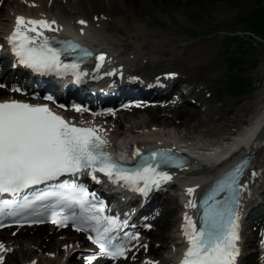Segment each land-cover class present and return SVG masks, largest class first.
<instances>
[{
	"label": "rangeland",
	"instance_id": "rangeland-1",
	"mask_svg": "<svg viewBox=\"0 0 264 264\" xmlns=\"http://www.w3.org/2000/svg\"><path fill=\"white\" fill-rule=\"evenodd\" d=\"M184 1L187 2L186 5L181 0H44L32 10L48 11L51 7L54 12L65 13L67 9L68 16L76 11L95 21L97 26L100 25L98 29L103 41L113 44L117 52L119 51L118 58L121 63L116 65L118 69L136 77H158L167 85H174L171 94L179 99L169 103L165 101L154 103L150 112L144 113L150 125L170 126L178 136H184L188 140L198 138L201 139L200 141H215L229 136L234 130H239L243 126L242 121L249 120L259 107L257 102L260 95H253V92L264 85L262 83L264 44L261 45L253 36L251 45L244 43L238 47L239 40L227 41L225 38L228 32L232 35L237 33L243 35L245 25L243 16L261 5L262 1ZM0 4L2 5L1 33L3 23L12 8L22 5L20 9H27L28 6L25 0H2ZM229 28L232 30H228ZM234 53L241 55L242 63L232 72L249 79L251 84L250 91L236 96H232L226 87L230 73L229 57ZM2 70L3 68H0V73ZM14 72L13 75H6L10 76L9 79L5 76L3 80L13 79V83L22 86L38 78L28 74L16 79L15 74L19 75V71L14 70ZM10 86L0 89L7 92L5 97L12 94L24 95L23 92L19 94L14 91ZM56 89L58 90L53 86L52 90L56 91ZM188 94L191 97H187ZM190 99L195 102H191ZM239 102L242 105L237 104ZM171 103L176 105L167 107ZM250 104L253 106L249 109ZM197 108L202 111L203 121L193 114ZM122 114L124 115L123 112ZM77 117L86 122H95L107 130L112 126L118 127V132L115 131L116 138L130 137L129 133H126L128 124L124 119L122 124L112 119L108 128L109 120L101 119L96 108L86 115L79 114ZM170 186L166 188H169L170 193L175 194L177 184L173 183ZM163 195L157 194L151 199L152 204L156 200L161 201L149 211L151 216H159L152 220L153 226L144 229L145 234L135 253L137 258L134 264L148 260L158 264H169L167 260L171 249H174L171 246L178 241L175 227L179 221V210L176 206L177 202L166 205ZM165 196L167 199L172 198L166 194ZM132 206H137V203ZM247 214V218L242 221L241 264L252 262L264 264V185L256 191L254 203L247 210ZM57 229L60 230L59 236L65 239L62 253L42 248L36 252L28 251L35 246L29 241L30 237L40 241L42 237L54 236ZM17 230L18 228L6 229L0 233L5 243H9L7 252L10 254L6 258V264H37L38 261L41 264H50L51 258L56 259L55 264H68V258L75 252H77L76 259L83 264L100 255L86 235L75 232L72 228L62 230L48 224L29 230L25 234L15 233ZM147 250L155 255H150ZM113 264H129V262L114 261Z\"/></svg>",
	"mask_w": 264,
	"mask_h": 264
},
{
	"label": "snow or ice",
	"instance_id": "snow-or-ice-1",
	"mask_svg": "<svg viewBox=\"0 0 264 264\" xmlns=\"http://www.w3.org/2000/svg\"><path fill=\"white\" fill-rule=\"evenodd\" d=\"M52 24L55 21L17 17L16 27L9 37L12 51L18 63L37 73L65 75L71 71L79 78L80 73L76 71L78 64L63 63L61 60L62 54L76 52L78 46L53 47L48 37L44 36V30H56L51 27ZM80 51L84 55L89 54L86 50ZM99 59L102 61L104 57ZM105 145L106 141L96 135L95 129L70 125L47 105L15 100L0 102V193L15 196L33 186L57 181L66 175L78 177L85 172H89L93 179H96L95 173L100 172L129 186H138L142 181L144 187H137L142 192L171 179L167 172L156 171L159 163L155 167L147 165L129 173L105 151ZM57 187L69 190L68 194L64 191L38 192L24 207L29 208L35 202L44 204L46 210L66 207L71 215L66 212L60 226H64V221L71 220L78 230L96 233L95 243L102 250H107L106 245L115 239L110 233L117 226V221L103 216V207L97 208L88 199L87 189L75 180L61 182ZM192 191L189 189V193ZM51 199L55 200V204L46 203ZM4 204L7 206L9 202L4 201ZM77 207L78 213L74 210ZM237 219L235 211H229L227 216L206 211L204 226L199 230L189 220L185 229L189 248L182 264H235L239 254ZM108 255L117 258L122 252L117 249L108 252Z\"/></svg>",
	"mask_w": 264,
	"mask_h": 264
},
{
	"label": "bare ground",
	"instance_id": "bare-ground-1",
	"mask_svg": "<svg viewBox=\"0 0 264 264\" xmlns=\"http://www.w3.org/2000/svg\"><path fill=\"white\" fill-rule=\"evenodd\" d=\"M25 2L28 6L27 9H20L22 8V5H17V7H13L12 11L3 23V30L0 33V39L5 40L6 45L4 46V48H6L9 44V37L12 35L16 27L17 17L23 16L27 19L46 20L49 22L55 21V24H52L51 27L56 30H44V33H55L64 36H69L83 44L95 45L94 55L88 60L87 63L83 64V66L76 69V71L80 73L78 79L93 83H100V81L103 82L105 80L114 79L117 82L122 79V76L118 72V69L116 67L118 63H121V60L118 58V56H120L119 51L117 52V48H115L113 44L107 41V43L103 41V39L101 38L102 35L100 33V30L98 29L100 25L97 26V23H95V21L84 17L79 13H76V11H74L71 16H68L67 9L65 10V13L54 12L51 7L48 11L42 9L38 12H34L32 10L33 7L42 4L44 0H25ZM80 21H85L86 23L81 24ZM108 43L111 45H109ZM12 54L13 53H11V56H7L5 52L3 54H0V61L2 64L1 67L3 68L0 73V79L5 77L6 75H12L13 73H15L13 69L15 67L13 66V64L9 66L8 64L10 63L7 64L2 62L5 59L4 56L8 57L9 60H13V57L15 56H13ZM100 56L104 57L102 61L99 59ZM61 60L63 63H67L68 61V59L65 57L61 58ZM15 63L20 64L18 63V59L16 57ZM15 70H19V68ZM22 75L23 73L19 74L18 76H16V79H21L23 77ZM49 75H51V73ZM71 75L72 77L77 78V76L73 72H71ZM44 83L45 82H38L36 79H33L30 82V85ZM262 83H264V79L262 80ZM15 85L17 86L18 84ZM263 86L264 85L256 88L253 92V95H260L257 102L259 103V107L253 112L249 120L242 121L244 127L248 126L247 128L240 131H232L230 133L231 136L224 137L225 142L220 146L219 151L210 150L206 152L202 145L198 144L201 139L198 140V138H191L195 140L194 144H191L193 150V157L191 156L186 166L181 170H168L167 173L171 177V179L164 181L161 185L156 186L150 190V195L157 196V194H164V202H166V205L173 204V202H177L176 206H178L179 210V221H177L175 227V236L177 237L178 241L171 246V248H178L177 253L181 252L179 257L176 258V262L179 261L183 254V247L186 246V244L188 247V238L184 233L186 227L182 219L183 217L186 218L188 215H190L192 209L194 210L196 208L195 202L197 201L202 190L206 187L207 180L210 177L216 175L220 171L222 166L225 164L223 159H221L224 156L222 155L223 153H228V156H232L233 158L235 157V159L239 156V154H246L249 156V164L245 170V174L241 179L240 196L238 200V230L240 233L242 231L241 220L247 218V210L254 203L256 191L264 185V128H261L264 120ZM51 87V82H48L47 89L45 91H51ZM62 90L63 96L68 93V90L63 88L58 89L56 91L62 93ZM129 97L133 98L135 97V95L131 94L129 95ZM75 98L80 101L87 99L84 96ZM171 98L168 100V103L171 102ZM149 99L157 98L153 96L149 97ZM100 100L101 99L96 98V101L99 102ZM133 100L135 99H130L128 101ZM240 103L241 102L237 104ZM171 105L176 104L171 103L168 104L167 107ZM251 106L253 105L250 104L249 109ZM150 107L152 106L149 104L147 106L132 105L128 107L127 110H115L114 115L108 116H104L99 112V117L101 119L104 118V120H109V122L107 123L108 128L111 124L110 122L112 121V119H114L116 122H119L120 124H122L124 119V121L128 124L126 133H129L128 135L130 137L129 139L125 138L123 141L119 140V142L118 139H115L114 137L115 131L118 132V127L112 126L111 128H109V130L101 128L105 132V137L109 145H121L122 147L127 145L129 148H135L136 150L145 149L154 144H161L168 148L178 146L177 139L181 136H178L177 133L173 132L170 126L163 127L150 125V122L144 114L145 112H150ZM122 112L124 113V115L122 114ZM69 114H75V112L70 111ZM193 114L199 116V120L203 121L204 117L200 109H195ZM87 124L95 126V123L88 122ZM193 127L195 126H192V128ZM173 183H177L178 186H180V188L177 187V189L179 190L175 194H172L169 192V190L164 189L166 186H170ZM189 189H192L193 191L189 193ZM165 194L169 197L172 196V198L167 199V196H165ZM175 198H177V200H175ZM155 218H157V216ZM39 227H42V225L20 227L15 233L25 234L29 230H34ZM59 235L60 230L57 229L54 232V236L50 238L42 237L40 241H37L34 237H30L29 241H31V243H34L35 246H33V248L28 251L30 253L36 252L39 248H42L47 251H59V253H62L63 249L65 248V239H63ZM132 242L137 243V245L134 246V249L138 250L139 245H141L142 243V240L138 236H136V238ZM8 246V243H3L2 241H0V262L3 259V255H5V253L7 252ZM76 254L77 252H75L73 256L71 255L68 258V264H81V262L76 259ZM91 255L92 254H90V256ZM55 262L56 259H50V264H55ZM37 264H41V262L38 261ZM83 264H113V262L112 260H105L102 255H99L93 258V260H89ZM139 264L158 263L152 260H148Z\"/></svg>",
	"mask_w": 264,
	"mask_h": 264
},
{
	"label": "trees",
	"instance_id": "trees-1",
	"mask_svg": "<svg viewBox=\"0 0 264 264\" xmlns=\"http://www.w3.org/2000/svg\"><path fill=\"white\" fill-rule=\"evenodd\" d=\"M183 3H185L184 0H181ZM262 4L253 9L252 11L246 13L243 16V20L245 22L244 28H243V35L237 34H229L226 35V40H239L238 47H241L244 43L252 44L251 41H253V36L251 34H255L260 36L264 40V0H261ZM187 2L185 3V5ZM228 30H232L229 28ZM191 33H194L193 31H189ZM248 34V35H247ZM260 44H264L263 41H260ZM242 63V57L239 54L234 53L232 56L229 57V66L228 69H230V73L228 76L227 81V89L228 92L232 96L241 95L245 92L251 90V84L250 80L244 77H241L239 73H233V69L241 65ZM240 68V67H239Z\"/></svg>",
	"mask_w": 264,
	"mask_h": 264
},
{
	"label": "water",
	"instance_id": "water-1",
	"mask_svg": "<svg viewBox=\"0 0 264 264\" xmlns=\"http://www.w3.org/2000/svg\"><path fill=\"white\" fill-rule=\"evenodd\" d=\"M263 114H264V111H263ZM263 128H264V120H263V124H262Z\"/></svg>",
	"mask_w": 264,
	"mask_h": 264
}]
</instances>
